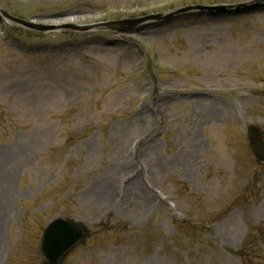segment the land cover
Returning a JSON list of instances; mask_svg holds the SVG:
<instances>
[{"label": "rangeland", "instance_id": "obj_1", "mask_svg": "<svg viewBox=\"0 0 264 264\" xmlns=\"http://www.w3.org/2000/svg\"><path fill=\"white\" fill-rule=\"evenodd\" d=\"M0 9L42 27L0 16V264H41L57 216L106 225L66 264H241L264 238V0Z\"/></svg>", "mask_w": 264, "mask_h": 264}, {"label": "water", "instance_id": "obj_2", "mask_svg": "<svg viewBox=\"0 0 264 264\" xmlns=\"http://www.w3.org/2000/svg\"><path fill=\"white\" fill-rule=\"evenodd\" d=\"M202 10V8H186L182 12L188 10ZM210 11L213 9H209ZM0 15L6 19L19 23L29 28L42 30V27L30 23H26L17 18L10 16L3 10H0ZM160 16H151L146 18L159 19ZM129 23V22H128ZM120 24V23H119ZM248 140L250 149L257 162H264V142L261 132L255 127L248 128ZM89 234L86 228L72 220L56 219L50 223L45 229L41 245L40 253L44 257L43 264H61L66 255Z\"/></svg>", "mask_w": 264, "mask_h": 264}, {"label": "trees", "instance_id": "obj_3", "mask_svg": "<svg viewBox=\"0 0 264 264\" xmlns=\"http://www.w3.org/2000/svg\"><path fill=\"white\" fill-rule=\"evenodd\" d=\"M246 259L249 262H262V263H264V252L262 250H249L248 254L246 255Z\"/></svg>", "mask_w": 264, "mask_h": 264}]
</instances>
